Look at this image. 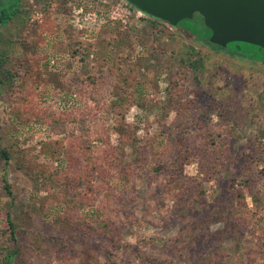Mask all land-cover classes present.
Returning <instances> with one entry per match:
<instances>
[{
    "label": "rangeland",
    "instance_id": "obj_1",
    "mask_svg": "<svg viewBox=\"0 0 264 264\" xmlns=\"http://www.w3.org/2000/svg\"><path fill=\"white\" fill-rule=\"evenodd\" d=\"M118 1L21 0L20 17L0 25V59L25 76L16 86L26 80L23 101L0 87V143L12 153L6 170L0 166V227L11 211L25 230L21 264H109L111 253L129 264H264V225L253 215L264 211V50L245 43L220 50L199 16L177 27L162 23L160 32L149 16L124 17ZM97 3L108 6L110 26L96 27L88 41L84 30L95 25L82 21L96 23ZM75 32L102 48L99 61H89L122 57L137 76L119 97L107 92L103 112L70 125L63 118L86 109L74 96L88 67L70 59ZM198 57L203 70L197 78L189 73L184 91L171 98L167 88L185 70L182 61ZM23 112L34 118L23 124ZM55 142L75 153L79 145L86 163L116 149L118 164L106 167L112 183L67 154L56 159ZM51 174H82L84 182L73 193H50L43 183ZM4 175L13 199L2 189ZM252 175L242 194L230 190ZM76 192L85 202L72 216L66 199Z\"/></svg>",
    "mask_w": 264,
    "mask_h": 264
},
{
    "label": "trees",
    "instance_id": "obj_2",
    "mask_svg": "<svg viewBox=\"0 0 264 264\" xmlns=\"http://www.w3.org/2000/svg\"><path fill=\"white\" fill-rule=\"evenodd\" d=\"M98 1V0H94ZM10 4V3H9ZM98 7H94L97 10L98 19L96 20V23H91L83 20V25L86 28H89L90 24L95 25L94 30L88 31V29H85V33L82 36H85L88 41H92L91 38L94 37L96 32V27H108L110 26L109 21V15H108V6L96 4ZM78 6H82V4H78ZM86 11L93 10V4H90L89 6H85ZM21 13V6L19 0H16L14 4L11 6H8L7 3H0V25L2 27H5L10 22L15 21L18 17H20ZM29 16V14L27 13ZM69 16L67 15L65 18V21L62 22L64 25L63 32L65 31L68 33L67 26L69 21ZM24 18V17H23ZM25 19V18H24ZM24 19H20L21 23H24ZM150 20L152 21L150 25L155 27V29H160V24L165 23L169 25L166 22L159 21L157 19H153L150 17ZM115 29L122 35L124 31V26L121 25L119 22H115ZM162 32L161 30H159ZM209 31V30H208ZM70 32V31H69ZM160 32L156 34V37L159 38ZM210 35H211V31ZM72 36L79 37L78 33L72 34ZM91 38H88V37ZM66 37V36H65ZM73 39L74 42L72 46V59L74 62L83 63L84 65H87L88 67L83 71L84 77L81 81V86L75 89L74 96L78 97V100L85 106L86 109L82 111L81 114L77 115L74 114L72 111L71 113H68L64 118L63 121L65 123H68L70 125L78 124L80 122H83L86 120V116H90L92 111L99 113L103 112L107 106V101H105V98L107 97L109 91H111L115 96L119 97V92L122 88H125L127 86H133V79L132 76H137V70L125 62L122 57H116L115 59L109 60L105 59L103 63L97 64L94 61H89L88 57L94 56L95 61H99L102 48H98L94 42H88L85 43V41L82 38ZM74 38V37H73ZM68 40V39H67ZM104 43H107L108 38H103ZM207 43V42H206ZM89 44V46H87ZM209 44V43H207ZM92 48V50H87V48ZM218 48V46H215ZM220 48V47H219ZM260 49V48H259ZM224 50V49H220ZM263 50V49H260ZM182 65L185 68V70L178 71L176 74V77H172L173 80L170 82L168 88H167V94L172 97L178 96L177 93L181 94L186 86V80L189 75V73H192L197 78V74L201 72L204 68V63L201 58L197 59H189L188 61L183 60ZM78 68L75 67V70ZM24 77L22 76L21 71L18 69H7L5 68L4 62L0 59V87H5L8 89L9 94L13 95L14 99L16 101H23L26 98V91L24 90V85L26 83V80H23L21 84L16 86V78ZM25 82V83H24ZM23 85V86H22ZM1 91V90H0ZM181 92V93H180ZM93 103L94 105H91ZM97 109V111H96ZM34 118V115L32 113H28V116L23 112L20 116L21 120H23V124L27 122V118L32 119ZM97 117L95 119V122L100 121V118ZM6 121H9V118L6 119ZM120 122V121H119ZM96 124V123H95ZM96 129L94 130V133L99 132V126L98 124L95 125ZM4 129V128H3ZM102 139V138H101ZM104 140V139H102ZM55 145L60 146V151L57 153L56 159H60L63 154H67L72 159L77 160L78 163H81L80 169H87L90 168L91 172L94 177L95 176H102L103 178H107L106 182L112 183L113 180H111L110 175H107V169L106 167L111 166L112 164H118L119 159V152L114 149L113 147L110 149H107L103 155H101L97 159H92V157H88L89 163H86L87 159L81 158L82 156L80 149L81 147L79 145L76 146L78 149L77 152L70 151L68 149L65 150L64 146L60 145L59 142H55ZM109 147L111 146L110 143H108ZM65 150V151H63ZM78 151L80 155H78ZM205 154H203L204 156ZM12 159V153L11 149L8 147H4L0 143V166L3 165L4 171L6 170L7 166L10 164ZM114 159V160H113ZM208 159H206V155L204 156V160L201 161V171H205L204 165L207 166ZM113 167V166H112ZM111 167V168H112ZM81 172V170H80ZM110 172V170H109ZM131 174V173H129ZM52 177H48L45 175V182L43 183L45 186V189L48 190L51 193L52 188H56L62 195L64 190H69L71 193L75 192L74 184H83V177L82 174L79 175H64L62 176H56L51 174ZM100 177V178H102ZM254 176L252 175L250 178H244L241 180H234L230 185V190L235 191L236 196L242 194V191L240 189V186H250L253 184ZM2 189L5 190L6 194L13 199V191H12V185L9 184V182L6 179V176L4 175L2 179ZM252 189V188H251ZM255 192V191H254ZM258 190H256V193ZM75 197L73 199H66V205L69 208L68 214L71 213L72 216L73 213L77 214L79 211V206L85 202L84 199H79V193H74ZM243 196H245L243 194ZM253 196V195H252ZM78 197V198H77ZM254 203L256 208L261 204V194L253 196ZM82 202V203H80ZM73 211V212H71ZM7 218L6 222L7 224L0 227V264H21V261L23 260V254L25 251L24 248V238H25V230L18 225V223L13 219L11 211H7L6 213ZM255 217L258 219V222L263 223L264 225V211L261 209H257L255 213H253ZM238 227H242L243 223H236ZM38 240V239H36ZM40 240V237H39ZM46 240V237L42 236V241ZM48 240V239H47ZM50 242V241H49ZM48 242V243H49ZM122 249V248H121ZM121 249L118 251H121ZM125 259V257H124ZM107 261L109 264H123V262H126L129 264L130 262L127 260H123L120 255H116V253H111L107 255Z\"/></svg>",
    "mask_w": 264,
    "mask_h": 264
},
{
    "label": "water",
    "instance_id": "obj_3",
    "mask_svg": "<svg viewBox=\"0 0 264 264\" xmlns=\"http://www.w3.org/2000/svg\"><path fill=\"white\" fill-rule=\"evenodd\" d=\"M172 27L199 16L211 31L209 43L226 49L245 43L264 50V0H124Z\"/></svg>",
    "mask_w": 264,
    "mask_h": 264
},
{
    "label": "built area",
    "instance_id": "obj_4",
    "mask_svg": "<svg viewBox=\"0 0 264 264\" xmlns=\"http://www.w3.org/2000/svg\"><path fill=\"white\" fill-rule=\"evenodd\" d=\"M117 5H118L117 6V10L120 11V9H121V12L123 13L124 17L133 16L134 11H135V15L137 16V18L147 16L144 13H142V12L138 11L137 9H135L132 5L128 4L124 0H119ZM114 19H116V18H114Z\"/></svg>",
    "mask_w": 264,
    "mask_h": 264
},
{
    "label": "flooded vegetation",
    "instance_id": "obj_5",
    "mask_svg": "<svg viewBox=\"0 0 264 264\" xmlns=\"http://www.w3.org/2000/svg\"><path fill=\"white\" fill-rule=\"evenodd\" d=\"M7 3V2H9L10 3V0H0V3ZM19 2H21V0H19ZM8 4V3H7ZM223 51H227L228 52V50H227V48L226 49H224Z\"/></svg>",
    "mask_w": 264,
    "mask_h": 264
}]
</instances>
